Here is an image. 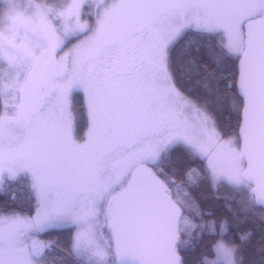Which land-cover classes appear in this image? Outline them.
Returning <instances> with one entry per match:
<instances>
[{
  "label": "snow or ice",
  "instance_id": "1",
  "mask_svg": "<svg viewBox=\"0 0 264 264\" xmlns=\"http://www.w3.org/2000/svg\"><path fill=\"white\" fill-rule=\"evenodd\" d=\"M180 41L232 76L178 87ZM20 180L31 214L0 211V264H49V229L62 264H244L240 224L264 227V0H0V193Z\"/></svg>",
  "mask_w": 264,
  "mask_h": 264
},
{
  "label": "trees",
  "instance_id": "2",
  "mask_svg": "<svg viewBox=\"0 0 264 264\" xmlns=\"http://www.w3.org/2000/svg\"><path fill=\"white\" fill-rule=\"evenodd\" d=\"M172 59L176 84L193 96L203 95L204 83L209 79L219 78L220 76L230 78L236 64L235 62L233 67L226 69L224 66L216 64L207 50L200 49L197 51L195 46L186 48L184 41H180L175 45ZM193 69H195V73ZM198 81H202V83H198ZM72 95L75 106L74 115H76L82 126H86V112L82 105V96L78 94L77 90H74ZM218 116L223 126L230 130L231 124L235 123L234 119H228L223 110L218 113ZM220 193L222 195L226 194L227 190L221 187ZM193 195L200 200L202 208L210 209L218 216L227 215L224 209V201L214 200L212 198L213 192L206 186L195 189ZM32 203L27 182L24 180L10 183L6 190L0 193V211L14 209L17 212L28 215L31 214ZM240 228L242 230L252 229L254 233L251 241L247 245L242 246L244 264H264V254H262L260 248L261 238L264 236V227L261 226L256 216H250L247 223L240 224ZM39 238L46 242H53V247L46 253L49 264H62L67 254L60 246H63L67 240L66 231L49 229L40 234ZM57 241L59 245H57ZM184 256L191 264L195 260L197 253L185 252Z\"/></svg>",
  "mask_w": 264,
  "mask_h": 264
},
{
  "label": "rangeland",
  "instance_id": "3",
  "mask_svg": "<svg viewBox=\"0 0 264 264\" xmlns=\"http://www.w3.org/2000/svg\"><path fill=\"white\" fill-rule=\"evenodd\" d=\"M23 2L26 4L28 2V0H23ZM38 239H40L39 236H38Z\"/></svg>",
  "mask_w": 264,
  "mask_h": 264
},
{
  "label": "water",
  "instance_id": "4",
  "mask_svg": "<svg viewBox=\"0 0 264 264\" xmlns=\"http://www.w3.org/2000/svg\"><path fill=\"white\" fill-rule=\"evenodd\" d=\"M236 64H238V62H236Z\"/></svg>",
  "mask_w": 264,
  "mask_h": 264
}]
</instances>
